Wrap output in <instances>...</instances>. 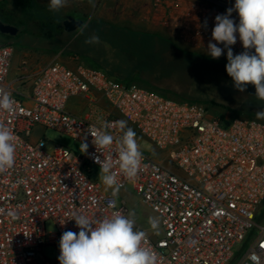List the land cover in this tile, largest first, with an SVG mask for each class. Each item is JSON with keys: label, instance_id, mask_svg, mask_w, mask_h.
<instances>
[{"label": "built area", "instance_id": "built-area-1", "mask_svg": "<svg viewBox=\"0 0 264 264\" xmlns=\"http://www.w3.org/2000/svg\"><path fill=\"white\" fill-rule=\"evenodd\" d=\"M13 54V46H0V89L17 107L14 114L0 111V122L19 138L14 167L0 173V264H59L58 258L37 257L45 246L57 245L65 231L79 232L73 214L102 219L127 213L123 201L109 206L111 192L85 170L86 165L99 168L96 157L116 158L115 144L102 154L89 131L107 121V130L119 137L114 126L119 120L164 153L163 158L142 153L135 179L114 169L120 189L131 187L160 219L161 236L147 233L158 264H264V225L255 222L264 204V120L236 116L221 121L200 104L121 84L80 63L50 62L30 71L22 60L19 74L9 80ZM75 96L88 103L85 116L67 111ZM34 126L83 140L88 151L74 155L60 145L48 150L42 138L31 140ZM48 220L55 225L53 233L45 230ZM246 239L244 252L235 255L233 247Z\"/></svg>", "mask_w": 264, "mask_h": 264}, {"label": "rangeland", "instance_id": "rangeland-1", "mask_svg": "<svg viewBox=\"0 0 264 264\" xmlns=\"http://www.w3.org/2000/svg\"><path fill=\"white\" fill-rule=\"evenodd\" d=\"M36 1L41 3L45 13L53 12L49 10L50 0ZM119 2L67 0L66 5L56 13L62 17L85 18H82L83 25L79 29L60 36L62 39L58 46L37 49L31 48L33 43L29 41L27 45L21 46H15L9 41L0 42V46L11 45L14 48L9 80H13L19 74L18 69L22 60H26L30 71H35L50 62L67 66L80 63L106 72L121 84L146 88L170 99L200 104L207 109L208 115L221 121L229 120V114L256 117V112L264 109V101L255 96L254 85L248 84L243 93L234 87L225 67L228 63L227 49L223 43L212 39L215 17L218 14H225L226 10L234 5H226L217 0H193L194 6L187 8L191 10L190 14L174 16L167 14V11L173 9L171 7L154 6L144 9L114 5ZM31 3L29 0H0L3 7L11 12H18L22 19L23 16H28ZM147 10L150 12L148 15L144 14ZM132 11H136L135 15L129 14ZM96 18L111 19L113 26L127 31L106 30L105 25L111 23L101 22ZM231 18L235 23H239L236 11H233ZM91 36H98L100 42L85 43ZM210 41L224 49L219 58L213 59L207 54ZM230 47L234 55L245 51L238 33L236 44ZM248 51L250 54L255 52L254 49ZM66 109L80 116L90 111L88 103L79 96L71 97ZM106 109L110 107L106 105ZM30 138L31 140L42 138L48 150L60 145L74 155L85 154L81 149L82 141L57 130L34 126ZM137 140L144 155L151 158L164 157V153L158 151L145 137L137 136ZM85 170L87 177L99 182L103 191L112 192L100 181V168L86 165ZM116 199L124 202L127 212L130 210L136 212V229L146 231L153 238L161 236L160 227L157 234L148 224L149 217H159L141 204L131 187L120 189ZM255 222L264 225V204L259 207ZM45 230L48 233L55 231L52 220L46 221ZM247 242L248 239L235 245L234 254L241 255L247 247ZM59 255L58 243L42 248L37 258L39 261L55 262Z\"/></svg>", "mask_w": 264, "mask_h": 264}, {"label": "clouds", "instance_id": "clouds-1", "mask_svg": "<svg viewBox=\"0 0 264 264\" xmlns=\"http://www.w3.org/2000/svg\"><path fill=\"white\" fill-rule=\"evenodd\" d=\"M67 0H50L49 10L56 12L63 8ZM233 11L239 16V23L231 18ZM237 33L245 51L233 54L230 46L236 44ZM212 39L223 43L227 49L226 72L231 77L234 87L243 93L248 84L255 86V96L264 101V0H235L233 7L225 14L215 17ZM98 36L89 37L85 43H99ZM249 49H254L250 54ZM224 49L211 41L207 46V54L213 59L219 58ZM0 111L14 114L17 111L16 101L12 96L0 89ZM257 119H264V109L256 112ZM121 135L114 136L107 129V121H102L99 128L93 127L89 132L92 144L103 154V150L111 149L115 144L116 158L111 155L103 160L96 157L99 164V179L112 190L113 199L110 207L116 206L122 187L117 171L129 179H135L142 170L143 154L138 144L137 134L128 127L126 120H119L114 125ZM19 138L13 129L0 122V173L14 167ZM82 153H87L88 144L82 140ZM8 215L15 218V212ZM80 229L78 233L65 231L59 241V264H158V254L147 246V232L136 229V212L120 211L102 219H93L84 214H73ZM150 228L159 234L160 220L149 217ZM258 259L254 257V260Z\"/></svg>", "mask_w": 264, "mask_h": 264}, {"label": "flooded vegetation", "instance_id": "flooded-vegetation-1", "mask_svg": "<svg viewBox=\"0 0 264 264\" xmlns=\"http://www.w3.org/2000/svg\"><path fill=\"white\" fill-rule=\"evenodd\" d=\"M32 2L29 6L28 16L20 17L18 12H11L0 4V24L15 29L14 34L0 32V42H11L15 46L27 45L32 42L31 48L49 49L52 46H58L63 34L71 32L64 31L65 20H81L85 18L80 16L74 18L70 16L62 17L56 12L45 13L40 2L29 0ZM38 45H36V44ZM40 44H47L42 47Z\"/></svg>", "mask_w": 264, "mask_h": 264}, {"label": "crops", "instance_id": "crops-1", "mask_svg": "<svg viewBox=\"0 0 264 264\" xmlns=\"http://www.w3.org/2000/svg\"><path fill=\"white\" fill-rule=\"evenodd\" d=\"M113 1H116V0H113ZM120 1L119 3H115L114 5H118L120 4L121 6L123 7H129V8H150V7H154V6H157V7H171L173 8L172 10L170 11H167V14L168 15H177L179 14L180 16H186L187 14H190L191 10L190 9H187V8H191L194 6L193 4V0H118ZM218 2L220 3H223V4H226V5H234L235 4V0H217ZM177 8H181V10H177ZM183 8V9H182ZM135 12L136 11H132V12H129L130 15H135ZM147 13L144 12V14H149V10L146 11ZM139 12H137L138 14ZM96 20L98 21H103L105 23H111V25H105V29L106 30H110V29H116L118 31H127L126 29H123V28H118V27H115L113 26L112 24V20L111 19H100V18H96ZM68 66H74V65H68ZM102 108L106 109V105L104 102H100L99 104ZM68 112L70 113H73L72 111L70 110H67ZM74 114V113H73ZM86 115V114H85ZM84 115V116H85ZM80 116V115H79ZM236 116H243V115H232V114H229L228 115V119H231L233 117H236Z\"/></svg>", "mask_w": 264, "mask_h": 264}, {"label": "water", "instance_id": "water-1", "mask_svg": "<svg viewBox=\"0 0 264 264\" xmlns=\"http://www.w3.org/2000/svg\"><path fill=\"white\" fill-rule=\"evenodd\" d=\"M82 25H83V22L81 20H65L64 21V31L65 32H73V31L79 29ZM0 32L14 34L15 29H13L9 26H2L0 24Z\"/></svg>", "mask_w": 264, "mask_h": 264}]
</instances>
